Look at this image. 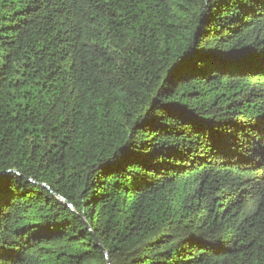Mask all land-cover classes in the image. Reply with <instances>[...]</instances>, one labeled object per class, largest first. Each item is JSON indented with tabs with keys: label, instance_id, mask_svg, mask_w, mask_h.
<instances>
[{
	"label": "trees",
	"instance_id": "1",
	"mask_svg": "<svg viewBox=\"0 0 264 264\" xmlns=\"http://www.w3.org/2000/svg\"><path fill=\"white\" fill-rule=\"evenodd\" d=\"M0 264H264V0H0Z\"/></svg>",
	"mask_w": 264,
	"mask_h": 264
},
{
	"label": "water",
	"instance_id": "2",
	"mask_svg": "<svg viewBox=\"0 0 264 264\" xmlns=\"http://www.w3.org/2000/svg\"><path fill=\"white\" fill-rule=\"evenodd\" d=\"M46 189H48V187L45 186Z\"/></svg>",
	"mask_w": 264,
	"mask_h": 264
}]
</instances>
